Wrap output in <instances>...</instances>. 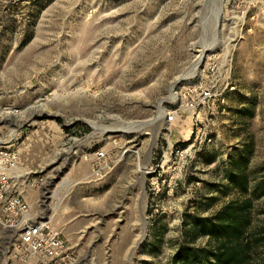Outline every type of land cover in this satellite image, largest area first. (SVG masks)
I'll list each match as a JSON object with an SVG mask.
<instances>
[{"label": "rangeland", "instance_id": "obj_1", "mask_svg": "<svg viewBox=\"0 0 264 264\" xmlns=\"http://www.w3.org/2000/svg\"><path fill=\"white\" fill-rule=\"evenodd\" d=\"M199 80L214 96L191 109ZM8 142L78 264H171L195 217L242 198L264 264V0H0Z\"/></svg>", "mask_w": 264, "mask_h": 264}, {"label": "built area", "instance_id": "obj_2", "mask_svg": "<svg viewBox=\"0 0 264 264\" xmlns=\"http://www.w3.org/2000/svg\"><path fill=\"white\" fill-rule=\"evenodd\" d=\"M209 71L211 65L203 69L204 74ZM195 87L196 93L187 92L186 106L191 109L204 105L214 96L202 80ZM172 117L174 113L166 115V120ZM16 145L14 142L0 145V264H78L77 251L61 237L52 213L43 207L31 208L27 197L18 189V184L30 183L34 178H29L27 172L19 173ZM92 154L90 172L99 177L110 158L101 148Z\"/></svg>", "mask_w": 264, "mask_h": 264}, {"label": "trees", "instance_id": "obj_3", "mask_svg": "<svg viewBox=\"0 0 264 264\" xmlns=\"http://www.w3.org/2000/svg\"><path fill=\"white\" fill-rule=\"evenodd\" d=\"M236 177L244 189L240 172ZM260 193L264 194V179L259 181ZM250 200L231 199L213 213L195 217L184 229V236L205 237V244L195 246L186 238L171 257V264H257L252 260L253 245L260 237H250Z\"/></svg>", "mask_w": 264, "mask_h": 264}, {"label": "bare ground", "instance_id": "obj_4", "mask_svg": "<svg viewBox=\"0 0 264 264\" xmlns=\"http://www.w3.org/2000/svg\"><path fill=\"white\" fill-rule=\"evenodd\" d=\"M204 51L203 50H201V52H200V55H199V58L197 59V61H201V59L203 58V56H204ZM141 171L143 172V173H147L148 172V169L146 168L145 169V167H141Z\"/></svg>", "mask_w": 264, "mask_h": 264}]
</instances>
